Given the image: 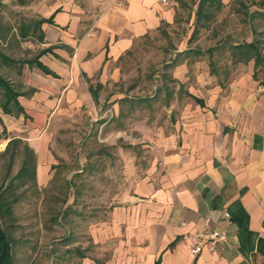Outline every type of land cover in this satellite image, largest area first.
Returning <instances> with one entry per match:
<instances>
[{"label": "crops", "instance_id": "0c3cea01", "mask_svg": "<svg viewBox=\"0 0 264 264\" xmlns=\"http://www.w3.org/2000/svg\"><path fill=\"white\" fill-rule=\"evenodd\" d=\"M175 13L174 0H44L50 49L40 60L53 73L36 66L33 91L20 103L44 122L62 100L67 109L89 103L84 76L99 74ZM255 69L251 59L225 83L198 72L170 130L144 135L159 154L142 173L129 167L136 177L132 171L121 199L92 223L96 250L81 264H264V78ZM185 72L176 68L178 77ZM34 145L44 186L51 178L44 145ZM208 227L226 230L227 239L193 254V236Z\"/></svg>", "mask_w": 264, "mask_h": 264}, {"label": "rangeland", "instance_id": "374dc122", "mask_svg": "<svg viewBox=\"0 0 264 264\" xmlns=\"http://www.w3.org/2000/svg\"><path fill=\"white\" fill-rule=\"evenodd\" d=\"M198 1L174 0L172 22L135 38L99 74L84 76L89 103L67 109L68 101L62 100L53 120L40 121L26 107L25 115L5 113L0 88V130L7 129L0 153L11 138H22L35 150L38 174L34 144L41 141L51 175L36 191L15 189L20 199L11 216L1 219L11 238L12 264H81L77 250L94 256L92 223L104 219L121 199L132 171L136 177L129 167L142 173L159 154L144 135L170 130L199 71L209 70L225 83L250 61H235L239 55H232V46L264 40V0H224L227 5L212 10L216 19L210 23L196 22ZM43 6L44 0H0V74L26 96L37 79L36 66L27 61L45 48L40 39ZM210 62L219 75L212 73ZM182 64L186 72L178 77L176 68ZM38 128L37 136H29ZM23 151L24 143L0 154V190L17 182ZM10 191L6 195L12 199Z\"/></svg>", "mask_w": 264, "mask_h": 264}, {"label": "trees", "instance_id": "16d2710c", "mask_svg": "<svg viewBox=\"0 0 264 264\" xmlns=\"http://www.w3.org/2000/svg\"><path fill=\"white\" fill-rule=\"evenodd\" d=\"M224 5H227L224 0H199L198 1V7L196 10V22H201V19H204L205 21L213 22L216 18L215 12H212V10H220ZM51 19L42 18L40 20V24L44 22H50ZM166 22V21H162ZM169 23V22H167ZM149 33V32H148ZM146 33V34H148ZM145 34V35H146ZM40 39L42 42H44V32L42 30L40 34ZM234 48V52H232L233 56L235 57V61H242V60H251L254 59L256 63V69H255V76L257 78H264V40L255 39L253 38L250 41H243V42H236L232 46ZM48 48H43L34 58L27 61V63L31 66H38L41 67L46 73H53L47 66H45L40 58L41 56L49 51ZM198 51V50H197ZM239 52V54H237ZM210 65L212 67V73L219 75L218 69L214 66L212 62H210ZM262 75V76H261ZM0 88L3 89L5 100L2 104L3 111L5 113L13 114L14 112H17L19 114H26L25 107L20 103L19 96L23 94V92H19L16 90L11 82L7 79H5L0 74ZM189 94V93H188ZM197 100H200L196 96H194ZM7 138V129L6 127H3L2 130H0V140ZM24 143V158L22 161V164L18 170V172L15 174V179H17V182L15 184H11L9 188H5L3 190H0V254L3 250V245H6V252L4 254L3 259L0 257V264H12V246H11V238L8 232L5 230V228L2 225L1 219L5 216H11L13 213V203L18 202L20 197L17 193H15V189L21 188V187H32L35 191L38 190V178H37V156L35 153L34 148L19 137L11 138L8 142L7 147L4 151H2L0 154L5 155L9 152H11L12 148H17L19 145ZM16 153V150L13 151L11 154L12 158H14ZM13 161V160H12ZM11 190V191H10ZM11 192L14 197L12 199L7 198V193ZM18 195V196H17ZM22 195V194H21ZM77 253L84 257L82 251L77 250Z\"/></svg>", "mask_w": 264, "mask_h": 264}, {"label": "built area", "instance_id": "2783aa9c", "mask_svg": "<svg viewBox=\"0 0 264 264\" xmlns=\"http://www.w3.org/2000/svg\"><path fill=\"white\" fill-rule=\"evenodd\" d=\"M225 215L230 216L229 212ZM227 239V231L220 228H206L204 231L197 232L193 236V244L191 252L193 254H199L202 251L203 246L209 243L211 246H215L217 242Z\"/></svg>", "mask_w": 264, "mask_h": 264}, {"label": "water", "instance_id": "95a60500", "mask_svg": "<svg viewBox=\"0 0 264 264\" xmlns=\"http://www.w3.org/2000/svg\"><path fill=\"white\" fill-rule=\"evenodd\" d=\"M5 252H6V245L4 244L3 245V250H2V252L0 254L1 259H3Z\"/></svg>", "mask_w": 264, "mask_h": 264}]
</instances>
